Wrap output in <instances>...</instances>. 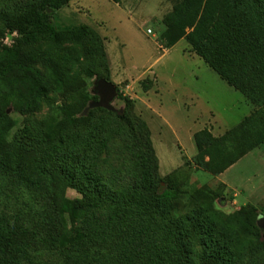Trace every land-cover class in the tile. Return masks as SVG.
I'll list each match as a JSON object with an SVG mask.
<instances>
[{
  "label": "trees",
  "instance_id": "trees-1",
  "mask_svg": "<svg viewBox=\"0 0 264 264\" xmlns=\"http://www.w3.org/2000/svg\"><path fill=\"white\" fill-rule=\"evenodd\" d=\"M71 1L33 0L23 10L0 9V264H234V239L242 223L234 215L223 219L202 208L185 215L164 209L161 200L172 203L170 177H155L145 168L143 189L114 192L98 174L78 170L72 159L49 151L33 156L22 143L8 141L16 124L9 111L34 113L53 90L74 96L54 108L46 124L50 141L107 109L89 106L97 96L79 69L39 48L88 43L105 62L108 73L101 78L111 81L100 32L86 23L56 25V11ZM162 22L164 48L186 39L192 51L256 105L222 135L208 128L195 132L193 161L219 174L264 143V0H177ZM143 86L151 85L144 81ZM62 186L81 196L69 198ZM193 233L202 238V252L193 245Z\"/></svg>",
  "mask_w": 264,
  "mask_h": 264
},
{
  "label": "rangeland",
  "instance_id": "rangeland-1",
  "mask_svg": "<svg viewBox=\"0 0 264 264\" xmlns=\"http://www.w3.org/2000/svg\"><path fill=\"white\" fill-rule=\"evenodd\" d=\"M32 1L0 0V9L23 10ZM176 1L72 0L57 10L54 21L58 27L86 23L102 35L111 81L117 85L111 101L115 110H96L87 124L50 141L46 124L54 108L70 103L74 96L67 90H53L34 113L9 111L16 124L8 141L22 143L33 156L49 151L56 158L72 159L78 170L87 168L98 174L114 192L143 189L145 168L155 177H170L172 203L161 200L164 209L174 215L192 214L199 208L223 219L234 215L243 225L234 239V264H264V143L219 174L193 161L195 132L208 128L222 135L256 105L192 51L186 39L171 48L161 45L162 19ZM39 48L79 69L97 96L89 106L101 107L91 103L100 99L95 85L108 72L88 43L60 47L43 43ZM39 67L44 69L43 61ZM144 81L151 85L149 89L144 88ZM112 111L132 120H121ZM61 190L69 198L81 196L71 187ZM191 240L199 252L205 249L200 235L193 233Z\"/></svg>",
  "mask_w": 264,
  "mask_h": 264
},
{
  "label": "water",
  "instance_id": "water-1",
  "mask_svg": "<svg viewBox=\"0 0 264 264\" xmlns=\"http://www.w3.org/2000/svg\"><path fill=\"white\" fill-rule=\"evenodd\" d=\"M96 93L99 95V100L91 103V106H101L111 110H115L111 101L117 95V85L106 78H100L95 85Z\"/></svg>",
  "mask_w": 264,
  "mask_h": 264
},
{
  "label": "built area",
  "instance_id": "built-area-1",
  "mask_svg": "<svg viewBox=\"0 0 264 264\" xmlns=\"http://www.w3.org/2000/svg\"><path fill=\"white\" fill-rule=\"evenodd\" d=\"M149 32H151V30H149ZM5 41L10 43L11 39L10 38H6Z\"/></svg>",
  "mask_w": 264,
  "mask_h": 264
}]
</instances>
